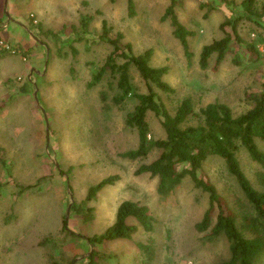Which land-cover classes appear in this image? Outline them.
<instances>
[{"label": "rangeland", "instance_id": "rangeland-1", "mask_svg": "<svg viewBox=\"0 0 264 264\" xmlns=\"http://www.w3.org/2000/svg\"><path fill=\"white\" fill-rule=\"evenodd\" d=\"M6 1L10 7L16 4L34 36L16 24L0 28V41L18 51L12 54L0 46V264H79L92 251L101 256L98 264L226 261L230 256L226 238L209 240L208 232L195 229L208 208L207 195L186 177L162 197L157 179L136 175L141 165L158 157L157 149L146 158L122 157L139 144L137 131L126 124L138 104L136 97L130 95L117 104V76L110 71L95 87L89 83L112 51L101 38L105 20L111 38L123 34L121 46L130 43L136 54L152 49L151 65L168 68L165 80L175 93L155 86L153 90L171 114L190 98L196 112L219 101L239 115L249 108L245 92L262 89L264 83V18H250L243 0H178L180 21L195 33L188 38L189 61L168 23L161 20L170 0H133V17L128 0H3L4 6ZM263 3L259 0L257 6ZM83 18H90L87 32ZM236 18L241 19L239 40L227 26L232 42L223 63L214 70L213 57L209 68L202 70V47L224 37L221 24ZM248 45H254L259 55L252 54ZM130 75L135 92L148 93L135 68ZM147 120L149 140L162 139L161 120L152 112ZM239 158L260 189L257 164L245 152ZM114 175L120 180L89 202L94 218L84 222L72 205L81 206L91 186ZM199 176L209 179L238 210L242 195L220 158H210ZM126 200L149 209L155 220L153 231L140 227L131 240L90 245L87 238L105 233ZM64 217L72 233L62 230Z\"/></svg>", "mask_w": 264, "mask_h": 264}, {"label": "trees", "instance_id": "trees-1", "mask_svg": "<svg viewBox=\"0 0 264 264\" xmlns=\"http://www.w3.org/2000/svg\"><path fill=\"white\" fill-rule=\"evenodd\" d=\"M258 2L259 0H243L242 6L250 18H264V3L257 6ZM179 6L178 0H170L161 20L168 23L172 34L191 61L188 38L195 33L180 21L177 14ZM134 9V1L128 0V13L131 17L134 16ZM89 20L90 18L82 19L85 32ZM240 20H226L220 26L225 36L202 47L199 56V67L202 70L209 68L213 57H216L213 69H219L232 42L226 27L232 26L233 33L239 40L237 24ZM102 29L101 38L112 47V51L94 74L89 87H95L110 71L117 76V88L120 92L114 101L117 104L123 103L130 95H134L138 101L134 110L127 115L126 124L137 131L139 144L136 149L123 153L122 157L136 160L146 158L152 149L159 150L158 157L149 164L141 165L135 174L157 179V191L162 197L171 194L186 177L190 178L194 187L208 197V208L201 221L195 225V229L200 233L208 232L206 236L209 240L224 236L229 243L230 256L222 264H264V83L262 89L245 92L249 108L239 115H234L227 104L219 101L211 102L196 112L190 98H184L176 112L171 114L153 90L155 86L164 93H175V89L165 80L168 68L151 65L152 49L136 54L130 43L121 46L123 34L118 33L116 38H111L110 28L105 20ZM248 49L252 54L259 55L254 45H248ZM21 52L26 54V50ZM132 68H135L146 82L148 93L135 92L130 75ZM22 90L25 91L26 88ZM101 95V98L105 99V93L102 92ZM150 112L161 120L164 130L162 139L148 138L150 129L147 116ZM194 120L197 123L190 124ZM242 152L247 153L258 166L256 179L260 189L253 185L243 170L239 158ZM212 157L220 158L230 176L235 179L242 195L238 207L235 205L238 210L230 206L209 179L199 176L204 164ZM119 180L118 175L109 176L91 186L82 205L73 204L71 210L82 215L84 222L91 221L94 218V210L88 206L89 202L94 200L104 187L115 186ZM154 221L146 206L126 200L117 208L115 221L106 232L89 237L87 241L94 246L120 239L131 240L140 227L146 232H152ZM68 228V220L64 217L62 230L72 233ZM100 258L98 252L92 251L85 260L78 263L98 264Z\"/></svg>", "mask_w": 264, "mask_h": 264}, {"label": "crops", "instance_id": "crops-1", "mask_svg": "<svg viewBox=\"0 0 264 264\" xmlns=\"http://www.w3.org/2000/svg\"><path fill=\"white\" fill-rule=\"evenodd\" d=\"M10 24H16L20 27V29H23L25 32H28L29 30V28L25 25L27 24L26 17H23L20 14V10L17 9L16 4L13 3L10 7L9 2L7 3L6 1L4 6L3 0H0V28L9 27Z\"/></svg>", "mask_w": 264, "mask_h": 264}, {"label": "built area", "instance_id": "built-area-1", "mask_svg": "<svg viewBox=\"0 0 264 264\" xmlns=\"http://www.w3.org/2000/svg\"><path fill=\"white\" fill-rule=\"evenodd\" d=\"M33 17V15H32ZM0 46L3 48V50L5 51H11L12 54H16L18 53V51L16 49H13L11 47H9L8 45H6L3 41H0Z\"/></svg>", "mask_w": 264, "mask_h": 264}, {"label": "water", "instance_id": "water-1", "mask_svg": "<svg viewBox=\"0 0 264 264\" xmlns=\"http://www.w3.org/2000/svg\"><path fill=\"white\" fill-rule=\"evenodd\" d=\"M28 32H29L31 35H33L29 30H28ZM33 36H34V35H33ZM47 62H48V54H47V61H46V63H47ZM37 73H39V72H37ZM43 75H44V74H43ZM34 95H35V99L38 100V99H37V90L35 91V94H34ZM47 130H48V126H47ZM69 210H70V207H69V209H68V212H69ZM68 214H69V213H68Z\"/></svg>", "mask_w": 264, "mask_h": 264}]
</instances>
